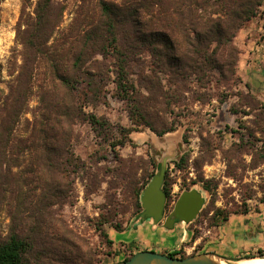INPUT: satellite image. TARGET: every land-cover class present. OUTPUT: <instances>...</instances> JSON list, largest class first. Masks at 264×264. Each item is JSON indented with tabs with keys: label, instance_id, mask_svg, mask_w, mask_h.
<instances>
[{
	"label": "trees",
	"instance_id": "1",
	"mask_svg": "<svg viewBox=\"0 0 264 264\" xmlns=\"http://www.w3.org/2000/svg\"><path fill=\"white\" fill-rule=\"evenodd\" d=\"M263 1L82 0L76 17L64 29L60 25L65 7L59 0H35L32 13L23 7L16 32L17 74L7 93L0 91V199L6 193L14 195L13 219L19 220L18 227L0 236V264H94L86 239L70 230L58 214V209L73 204V177L92 186L98 183L97 174L72 150L74 127L89 125L112 151L129 141L136 127H146L158 137L174 132L165 117L168 111L189 100L205 104L210 97L200 90L210 85L227 89L242 84L234 40L256 17ZM109 84L132 123L114 143L108 120L85 112L87 107L107 104ZM33 94L37 106L31 110L27 134L17 137L16 127L30 111ZM14 152L30 155L36 183L29 196L23 192L22 178L10 174L8 155ZM186 163V157H181L176 166L181 169ZM150 165L154 170L153 160ZM145 185L134 183L131 189L137 214L142 211L139 198ZM170 185L166 175L162 189L168 202ZM203 188L210 190L206 183ZM112 198L108 197L110 205ZM248 210L215 209L207 226ZM104 224H112L109 210L106 216L99 214L94 227L110 248L113 242L101 230ZM113 228L123 231L120 225ZM198 235L194 231L193 239ZM162 253L185 258L179 252ZM259 256L264 251L243 259Z\"/></svg>",
	"mask_w": 264,
	"mask_h": 264
},
{
	"label": "rangeland",
	"instance_id": "2",
	"mask_svg": "<svg viewBox=\"0 0 264 264\" xmlns=\"http://www.w3.org/2000/svg\"><path fill=\"white\" fill-rule=\"evenodd\" d=\"M59 2L65 7L60 25V29H64L76 17L82 0ZM34 6L35 0H3L0 4V91L4 94L7 93L8 84L14 80L17 74L15 68L20 63L19 47L16 44L20 15L23 7L26 12L32 13ZM261 7L256 18L263 22ZM133 80H136L135 76ZM107 89L110 93L107 104L87 107L85 112L108 120L113 127L111 142L114 143L120 140V131L132 127V123L124 104L113 96V84L107 85ZM191 89L194 90L195 86L191 85ZM141 92L146 96L144 90ZM200 92L210 97L205 104L191 103L189 100L167 112L165 117L169 124H173L174 132L158 137L146 127H136V131L128 135L129 141L113 151L97 137L89 125L77 124L74 127L72 150L89 166L90 172L97 174L98 183L92 186L94 184L85 179L73 177V204L58 209V214L70 230L86 239L94 253V264H116L133 255L131 247L107 248L100 230H96L94 225L99 214L106 216L109 210L112 224L101 227L108 237L109 233L114 232L115 224L123 230L128 227L139 214L135 212L131 200L132 186L138 182L139 185L145 183V187L148 185L156 172V162L166 152L168 145L174 146L176 155L166 166L165 176L171 184L169 202L166 198V213L172 210L182 192L197 190L204 198L200 211L203 216L198 214L195 222L190 225L193 231L206 227L215 209H251L264 200V101L258 98L257 93L246 90L244 84L227 89L210 85ZM187 98H190V94ZM36 106L37 97L33 94L29 101L30 111L21 116L16 127L17 137L27 134V122H31V110ZM115 156L123 161L121 165L116 162ZM181 157H186L187 163L180 169L176 164ZM8 158L10 174L15 178L21 177L25 185L23 192L31 195L36 179L32 173L34 167L29 153L14 152ZM150 160L155 163L154 170ZM198 180L206 183L210 190H205L203 183ZM109 196L113 197L111 205ZM14 215L15 197L6 193L0 199L2 238L12 228L18 227L19 220L13 219ZM189 245L181 246L173 252H179L185 257L200 254L198 248L191 249Z\"/></svg>",
	"mask_w": 264,
	"mask_h": 264
},
{
	"label": "crops",
	"instance_id": "3",
	"mask_svg": "<svg viewBox=\"0 0 264 264\" xmlns=\"http://www.w3.org/2000/svg\"><path fill=\"white\" fill-rule=\"evenodd\" d=\"M234 43L239 50L238 77L264 101L263 22L256 17L250 20L238 31ZM195 220L188 225L176 224L172 230L165 229L163 221L157 225L151 220L133 222L121 232L109 233V238L114 247H131L132 254L146 250L172 253L186 244H190L191 249L198 248L199 253H210L228 260L264 251V202L247 213L230 214L212 227L197 228L199 235L193 239L194 231L190 225Z\"/></svg>",
	"mask_w": 264,
	"mask_h": 264
},
{
	"label": "water",
	"instance_id": "4",
	"mask_svg": "<svg viewBox=\"0 0 264 264\" xmlns=\"http://www.w3.org/2000/svg\"><path fill=\"white\" fill-rule=\"evenodd\" d=\"M176 155L173 145H168L166 152L156 162V172L152 179L140 195V204L142 211L138 214L133 222L143 223L151 220L154 225L163 221V227L172 230L176 224L188 225L192 223L200 213L204 198L197 190L184 191L180 194L173 205L172 210L166 213V194L163 191V184L166 173V166L169 160ZM212 258L222 260L226 263H233L237 260H228L220 258L210 253H200L185 258H176L168 254L158 253L155 251H140L133 254L126 261L116 264H216Z\"/></svg>",
	"mask_w": 264,
	"mask_h": 264
},
{
	"label": "bare ground",
	"instance_id": "5",
	"mask_svg": "<svg viewBox=\"0 0 264 264\" xmlns=\"http://www.w3.org/2000/svg\"><path fill=\"white\" fill-rule=\"evenodd\" d=\"M216 264H264V256L254 257L252 259H241L233 263H226L222 260L212 258Z\"/></svg>",
	"mask_w": 264,
	"mask_h": 264
},
{
	"label": "built area",
	"instance_id": "6",
	"mask_svg": "<svg viewBox=\"0 0 264 264\" xmlns=\"http://www.w3.org/2000/svg\"><path fill=\"white\" fill-rule=\"evenodd\" d=\"M261 10H262V12H263V18H262V20H263V23H264V6L261 7ZM193 249H194V248H193Z\"/></svg>",
	"mask_w": 264,
	"mask_h": 264
}]
</instances>
